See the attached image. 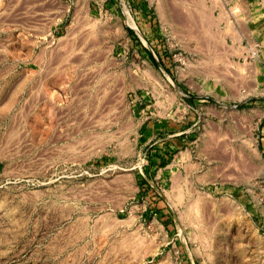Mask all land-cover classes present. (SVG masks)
Segmentation results:
<instances>
[{
	"label": "rangeland",
	"instance_id": "rangeland-1",
	"mask_svg": "<svg viewBox=\"0 0 264 264\" xmlns=\"http://www.w3.org/2000/svg\"><path fill=\"white\" fill-rule=\"evenodd\" d=\"M0 264H264V0H0Z\"/></svg>",
	"mask_w": 264,
	"mask_h": 264
},
{
	"label": "bare ground",
	"instance_id": "bare-ground-1",
	"mask_svg": "<svg viewBox=\"0 0 264 264\" xmlns=\"http://www.w3.org/2000/svg\"><path fill=\"white\" fill-rule=\"evenodd\" d=\"M209 17H210V15H209ZM205 18H206V15H205ZM211 22V21H210ZM209 23V22H208ZM134 25V24H133ZM136 26V25H135ZM137 27V26H136ZM138 28V27H137ZM214 169V168H213Z\"/></svg>",
	"mask_w": 264,
	"mask_h": 264
}]
</instances>
